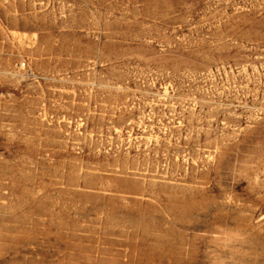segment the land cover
I'll use <instances>...</instances> for the list:
<instances>
[{
    "label": "rangeland",
    "instance_id": "1",
    "mask_svg": "<svg viewBox=\"0 0 264 264\" xmlns=\"http://www.w3.org/2000/svg\"><path fill=\"white\" fill-rule=\"evenodd\" d=\"M0 264H264V0H0Z\"/></svg>",
    "mask_w": 264,
    "mask_h": 264
},
{
    "label": "built area",
    "instance_id": "2",
    "mask_svg": "<svg viewBox=\"0 0 264 264\" xmlns=\"http://www.w3.org/2000/svg\"><path fill=\"white\" fill-rule=\"evenodd\" d=\"M25 65V64H24Z\"/></svg>",
    "mask_w": 264,
    "mask_h": 264
}]
</instances>
